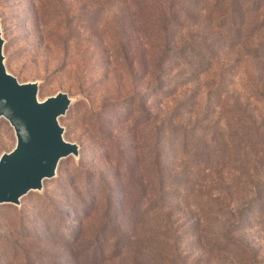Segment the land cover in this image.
Instances as JSON below:
<instances>
[{
    "label": "rangeland",
    "instance_id": "obj_1",
    "mask_svg": "<svg viewBox=\"0 0 264 264\" xmlns=\"http://www.w3.org/2000/svg\"><path fill=\"white\" fill-rule=\"evenodd\" d=\"M213 1L0 0L5 69L20 83L37 82L38 99L57 91L72 99L58 123L65 139L79 147L77 158L60 159L55 177L44 181L41 190L26 194L19 206L0 204V264H76L63 247L82 220L81 243L74 251L83 264H264V189L253 207L241 197L226 207L220 199L209 201L207 207L201 206L202 212L222 211L197 224L195 186L164 187L158 192L162 201L156 198V210L152 198L141 200L140 189L133 184L131 200L118 216L130 219V224L126 229L120 224L118 230L107 224L121 200L118 189H110L112 161L126 153L123 141L108 150L102 133L89 121L102 112L99 119L111 127L131 108L129 96L138 99L131 120L154 113L162 118L175 110L182 101L180 94L184 96L179 87L183 79L175 67L182 46L195 49L193 68L213 60L208 73H196L195 81L187 83V95L196 96L197 117L227 118L232 129L251 126L243 116L237 121L227 113L228 104L240 97L248 99L253 118L264 125V97L250 92L257 87V64H262L249 60L232 80L230 72L223 71L227 48L219 35L225 36L222 30L228 27L216 26L227 22L229 4L223 0L215 8ZM161 57L165 61L158 66ZM215 81H220V88L213 86ZM151 105L153 109L148 108ZM184 109L183 105L180 110ZM14 145L13 130L0 117V154ZM173 145L164 151L168 163L181 149V144ZM188 148L189 153L196 149L195 136L189 138ZM225 172H216L215 179ZM227 178L224 175L222 185L211 186L214 196L227 187L223 185ZM161 214L169 216L168 227H161L165 224ZM103 222L107 228H101Z\"/></svg>",
    "mask_w": 264,
    "mask_h": 264
},
{
    "label": "trees",
    "instance_id": "obj_2",
    "mask_svg": "<svg viewBox=\"0 0 264 264\" xmlns=\"http://www.w3.org/2000/svg\"><path fill=\"white\" fill-rule=\"evenodd\" d=\"M212 4L217 8L223 4V0H214ZM228 4L227 22L220 23L219 21L216 26L220 30L223 29V26L228 27V29L222 30L226 34L225 36L219 35V38H225L226 46L223 48H227L228 51L221 60L223 65L227 66V69L223 71L230 72L232 80L237 74L236 71L242 68L243 64L249 60L259 62L262 66L256 63L260 67L259 71H256L258 76L255 77L257 87L252 88L250 92H254L258 97H264V0H228ZM180 49V58L175 59V67L183 79L180 81L179 87L184 88L181 90L184 96L180 94L182 101L170 114H165L162 118L158 115L159 113L147 114L145 118L131 120L130 115L135 111L132 105L138 99L129 96L132 101L129 104L131 108L125 110L120 118H116L111 127H105L104 122L99 119L102 112L95 115V120L89 121V124L93 125L97 132L102 133L101 140H104L108 150H114L119 141L124 142L122 149H125L126 155L112 161L114 162L112 173L108 177L113 181L110 189L111 187L118 189L121 193V200L117 202L116 208L111 212L110 221L107 222L117 230L120 228V224L123 229H126V223L130 224V219L124 221L118 219V216L119 213L125 211V206L131 200L133 184H136L140 189L141 200L152 198L153 207H156V210L159 208L156 198L158 197L159 202L162 201V196L158 192L164 187L184 189L195 186L197 224L199 219L206 221L211 214L217 215L222 211H207L206 209L202 212L201 206L207 207L209 201L220 199V202L226 207L227 204H230L228 201L241 197L247 201L250 207H253L255 205L253 201L256 199L255 201L259 202L261 198L260 194L264 189V125L262 120L260 119L258 123L255 121L252 111H249L248 99L241 100L240 97H236L231 104H228L227 113H230L229 118L238 117L237 121L243 116L245 120L251 122V126L245 127L240 124L236 129H232L227 118L220 121L222 119L220 116L216 121L207 120L209 117L207 114L205 117H197L196 100H194L196 96L195 93L187 95V83L195 81L196 78L193 77L196 73L197 76L208 73L213 68V60L204 63L198 62L196 68H193L192 59L196 57L195 49L190 46H182ZM186 50L189 51L190 56ZM164 59L161 57L157 65L164 63ZM190 75H192L191 78ZM213 86L220 88V81H215ZM259 87L260 89H257ZM217 88L214 89L215 93H217ZM175 92L171 96L165 95L166 99L173 97ZM211 94V90H208L207 95L211 97ZM150 95L152 96L154 93ZM217 95L219 99L217 104H219L221 95L220 93ZM183 105L185 109L181 111L180 108ZM148 108L153 109L154 106L151 105ZM203 122H206V127L200 129L197 125ZM219 125L223 128L220 129ZM207 130H209L207 135H202L204 134L202 131ZM191 136L196 137V149L189 153L191 147L188 148V145ZM169 137L172 139L171 141ZM216 137L217 140H215ZM175 144H181V149L176 147L179 153L173 156L171 163H168L164 157V151L167 145L176 146ZM222 171L226 172L215 179V173ZM224 175L229 176L227 178L229 181L223 184L227 187L223 190L224 192L214 196L211 193V186L214 183L222 185L223 182L220 180ZM200 193H202L201 196ZM108 205H112L111 199L107 202ZM155 215L159 214L155 212ZM160 217L165 219V224L161 227H168L169 216L161 214ZM84 222L82 220L76 224V228L78 227L76 235L67 238L66 247H63V251L68 252L76 264H80V261L83 264L82 257L79 258L76 255L74 247L80 246V235ZM105 227L106 223L103 222L101 228ZM128 231L132 233L129 226Z\"/></svg>",
    "mask_w": 264,
    "mask_h": 264
},
{
    "label": "water",
    "instance_id": "obj_3",
    "mask_svg": "<svg viewBox=\"0 0 264 264\" xmlns=\"http://www.w3.org/2000/svg\"><path fill=\"white\" fill-rule=\"evenodd\" d=\"M3 60L0 36V117L15 138L12 149L0 154V204L19 206L26 194L55 177L60 159L77 158L79 147L65 139L58 123L72 99L62 91L38 99V83L18 82Z\"/></svg>",
    "mask_w": 264,
    "mask_h": 264
}]
</instances>
